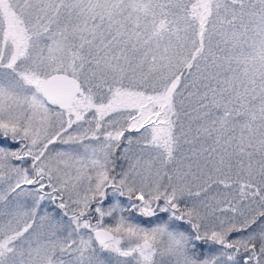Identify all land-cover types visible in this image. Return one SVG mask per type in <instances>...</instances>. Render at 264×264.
<instances>
[{
	"label": "snow or ice",
	"instance_id": "6c2138e0",
	"mask_svg": "<svg viewBox=\"0 0 264 264\" xmlns=\"http://www.w3.org/2000/svg\"><path fill=\"white\" fill-rule=\"evenodd\" d=\"M0 264H264V0H0Z\"/></svg>",
	"mask_w": 264,
	"mask_h": 264
}]
</instances>
